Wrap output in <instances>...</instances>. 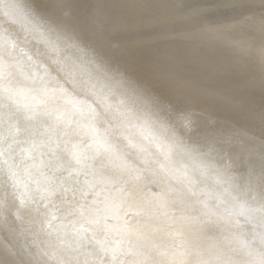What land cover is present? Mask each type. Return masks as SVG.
<instances>
[{
	"label": "snow or ice",
	"instance_id": "1",
	"mask_svg": "<svg viewBox=\"0 0 264 264\" xmlns=\"http://www.w3.org/2000/svg\"><path fill=\"white\" fill-rule=\"evenodd\" d=\"M233 6L162 0L113 18L100 3L78 13L72 0H0V17L25 32L0 27V264H264V105L257 158L248 128L162 94L101 43L131 31L180 50L216 45L258 61L264 90V0L210 18ZM211 72L231 78V102L235 68ZM74 172L84 179L65 187ZM162 174L185 187L179 217L155 235L119 222ZM148 203L169 207L163 193Z\"/></svg>",
	"mask_w": 264,
	"mask_h": 264
},
{
	"label": "bare ground",
	"instance_id": "2",
	"mask_svg": "<svg viewBox=\"0 0 264 264\" xmlns=\"http://www.w3.org/2000/svg\"><path fill=\"white\" fill-rule=\"evenodd\" d=\"M159 2L162 0H72V3L78 6L76 9L78 13L82 11L84 5L100 3L103 4L105 13L113 18L135 16L141 11L137 5ZM212 2L234 5L216 8L211 13L210 18L223 19L239 16L246 11L243 5H259L260 0H212ZM0 27L8 28L22 37L25 35L23 21L13 24L0 17ZM140 41L138 33L129 31L109 33L101 43L105 47L117 45L112 51L121 64L162 94L184 101L198 111L211 113L221 120H231L248 128L255 137L258 158L261 111L264 105V90L261 88L258 61L236 63L234 57L238 55L237 53L216 45H207L203 50H180L172 46ZM35 46L33 41L30 47L34 50ZM220 64L233 65L236 79L240 81L237 90L231 93L233 99L229 103L223 101L222 93L232 87L231 78L226 80L223 74L211 72L212 66ZM3 130V127H0V132ZM36 131L38 137L42 129L38 127ZM20 139L26 141L27 137L22 135ZM0 147L6 148L7 145L0 144ZM63 176L67 177V172L63 173ZM77 176L81 181L84 179L82 173L74 172L73 179L64 186L71 188ZM143 183L146 187H143L137 202L125 204L121 208L119 222L127 220L132 226L140 227L146 233L155 235L153 230L159 225L171 223L173 215L179 217L178 210L184 207L182 201L186 202L185 187L177 178L164 177L163 174L159 182L150 183L146 179ZM161 193L168 198V208H160L148 203L154 201L156 195ZM69 198H71V192H69ZM173 209L177 211L173 213ZM39 238L43 241V247L52 254L53 259L59 258L49 244V238L44 233H41ZM52 239L54 241V237ZM156 240L161 242L158 235ZM74 256V252H66L63 258L71 259Z\"/></svg>",
	"mask_w": 264,
	"mask_h": 264
}]
</instances>
